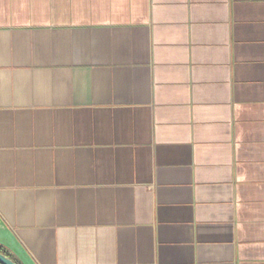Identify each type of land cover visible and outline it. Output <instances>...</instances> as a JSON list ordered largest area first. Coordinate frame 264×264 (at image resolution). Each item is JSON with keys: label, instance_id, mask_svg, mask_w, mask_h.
Returning <instances> with one entry per match:
<instances>
[{"label": "crops", "instance_id": "1", "mask_svg": "<svg viewBox=\"0 0 264 264\" xmlns=\"http://www.w3.org/2000/svg\"><path fill=\"white\" fill-rule=\"evenodd\" d=\"M0 249L264 264V0H0Z\"/></svg>", "mask_w": 264, "mask_h": 264}, {"label": "water", "instance_id": "2", "mask_svg": "<svg viewBox=\"0 0 264 264\" xmlns=\"http://www.w3.org/2000/svg\"><path fill=\"white\" fill-rule=\"evenodd\" d=\"M0 264H16V263L0 253Z\"/></svg>", "mask_w": 264, "mask_h": 264}, {"label": "trees", "instance_id": "3", "mask_svg": "<svg viewBox=\"0 0 264 264\" xmlns=\"http://www.w3.org/2000/svg\"><path fill=\"white\" fill-rule=\"evenodd\" d=\"M0 253L3 254L4 256H6L7 258H9L10 260L13 261V259L7 253H5L4 251H2L1 249H0Z\"/></svg>", "mask_w": 264, "mask_h": 264}]
</instances>
